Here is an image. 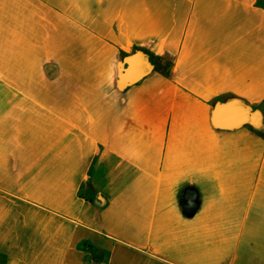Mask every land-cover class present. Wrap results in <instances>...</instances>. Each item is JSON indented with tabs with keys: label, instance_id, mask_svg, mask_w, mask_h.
Returning a JSON list of instances; mask_svg holds the SVG:
<instances>
[{
	"label": "crops",
	"instance_id": "crops-1",
	"mask_svg": "<svg viewBox=\"0 0 264 264\" xmlns=\"http://www.w3.org/2000/svg\"><path fill=\"white\" fill-rule=\"evenodd\" d=\"M234 97L264 113V0H0V264H264V129L212 121Z\"/></svg>",
	"mask_w": 264,
	"mask_h": 264
},
{
	"label": "water",
	"instance_id": "water-1",
	"mask_svg": "<svg viewBox=\"0 0 264 264\" xmlns=\"http://www.w3.org/2000/svg\"><path fill=\"white\" fill-rule=\"evenodd\" d=\"M153 65L140 49L127 54L118 64L116 84L124 90L151 72ZM212 121L220 128L233 129L246 124L264 128V113L260 108L246 103L240 98L217 101L212 111ZM182 206L188 215H193L199 207L198 191L188 187L182 193Z\"/></svg>",
	"mask_w": 264,
	"mask_h": 264
},
{
	"label": "trees",
	"instance_id": "trees-1",
	"mask_svg": "<svg viewBox=\"0 0 264 264\" xmlns=\"http://www.w3.org/2000/svg\"><path fill=\"white\" fill-rule=\"evenodd\" d=\"M256 129L261 130V129H264V128H256Z\"/></svg>",
	"mask_w": 264,
	"mask_h": 264
}]
</instances>
